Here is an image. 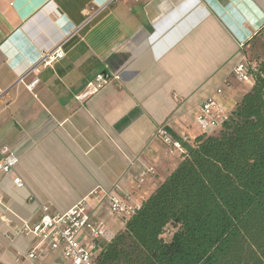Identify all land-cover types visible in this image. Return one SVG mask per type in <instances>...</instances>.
I'll use <instances>...</instances> for the list:
<instances>
[{
  "label": "crops",
  "instance_id": "0c3cea01",
  "mask_svg": "<svg viewBox=\"0 0 264 264\" xmlns=\"http://www.w3.org/2000/svg\"><path fill=\"white\" fill-rule=\"evenodd\" d=\"M89 6L102 8L74 31ZM263 29L264 0H0V146L18 158L0 173V264H35L23 257L35 239L16 231L82 198L90 218L103 220L101 249L124 227L104 193L140 205L181 160L155 129L168 123L192 147L199 105L226 78L220 102L230 114L252 85L230 74L239 42ZM59 45L64 56L40 68L32 90L34 73L16 82ZM97 73L110 82L78 98ZM147 166L155 173L139 183ZM43 260L65 264L50 249Z\"/></svg>",
  "mask_w": 264,
  "mask_h": 264
},
{
  "label": "trees",
  "instance_id": "16d2710c",
  "mask_svg": "<svg viewBox=\"0 0 264 264\" xmlns=\"http://www.w3.org/2000/svg\"><path fill=\"white\" fill-rule=\"evenodd\" d=\"M254 58L252 85L219 129L195 137L93 264H264V57Z\"/></svg>",
  "mask_w": 264,
  "mask_h": 264
},
{
  "label": "built area",
  "instance_id": "2783aa9c",
  "mask_svg": "<svg viewBox=\"0 0 264 264\" xmlns=\"http://www.w3.org/2000/svg\"><path fill=\"white\" fill-rule=\"evenodd\" d=\"M101 8L102 6L84 8V19L74 31L92 21ZM251 36L247 40L239 42L242 52L230 73L237 81L245 84H252L251 70L255 68L257 63L255 58L249 57L243 51ZM63 56L64 53L60 45L53 50L42 53L36 62L18 76L16 82L21 83L26 74L34 73L33 79L25 84L28 90H32L39 80L36 74L40 68L51 65L52 62ZM109 82L110 77L108 75L97 73L94 79L86 84V89L78 95V98H85ZM229 84V79L226 78L199 105L194 123L201 133L215 132L228 117L221 105L220 97L223 95L224 86ZM167 125L168 123L159 125L153 133V138L165 145L169 154L181 156L185 152L182 143L188 141L189 136L182 133L181 137L176 139L168 131ZM17 161L18 158L13 151L6 146H0V173L12 172ZM154 173V168L147 166L140 170L137 181L141 183L147 176H152ZM13 183L18 187L22 185L18 176L13 178ZM92 195L99 197V192L94 190ZM104 195L107 210L122 220H126L139 207L129 195H119L113 190L104 193ZM16 232L35 239V244L23 255L24 258L33 261L35 264H45L43 257L47 249L59 252L65 264H93L94 256L99 250L96 239L104 236L105 228L101 218H90L85 198H82L62 213H48L44 210L36 222L32 224L23 222Z\"/></svg>",
  "mask_w": 264,
  "mask_h": 264
},
{
  "label": "rangeland",
  "instance_id": "374dc122",
  "mask_svg": "<svg viewBox=\"0 0 264 264\" xmlns=\"http://www.w3.org/2000/svg\"><path fill=\"white\" fill-rule=\"evenodd\" d=\"M243 51L251 58L264 57V29L260 33L251 36ZM174 229L175 227L172 224L167 225L164 236L168 237Z\"/></svg>",
  "mask_w": 264,
  "mask_h": 264
}]
</instances>
